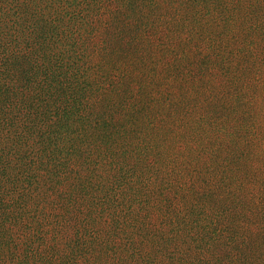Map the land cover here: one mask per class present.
<instances>
[{
    "label": "trees",
    "instance_id": "16d2710c",
    "mask_svg": "<svg viewBox=\"0 0 264 264\" xmlns=\"http://www.w3.org/2000/svg\"><path fill=\"white\" fill-rule=\"evenodd\" d=\"M263 19L0 0L3 256L36 264L41 238V264H264Z\"/></svg>",
    "mask_w": 264,
    "mask_h": 264
},
{
    "label": "rangeland",
    "instance_id": "374dc122",
    "mask_svg": "<svg viewBox=\"0 0 264 264\" xmlns=\"http://www.w3.org/2000/svg\"><path fill=\"white\" fill-rule=\"evenodd\" d=\"M264 1V0H263ZM3 7H4V2H3ZM264 22V19H263ZM263 53H264V39H263ZM262 64L264 67V54H263V60H262ZM0 199L3 200V181H0ZM36 224L32 226L31 229H27V232H24L23 234H19L21 237V243H22V250L25 247L26 244V240H30L34 237V235H36ZM36 241V245L35 249H34V258H32L31 261H34L36 264H41L43 263V259L45 256H50L51 254V250L48 253V251L46 250V248H48L50 246V241L49 239H41L39 240H35ZM66 244L62 243V246L65 247ZM3 221H2V225L0 227V264H17L12 258H6L3 256ZM33 264V263H32Z\"/></svg>",
    "mask_w": 264,
    "mask_h": 264
}]
</instances>
